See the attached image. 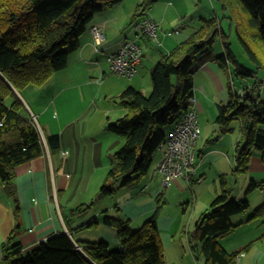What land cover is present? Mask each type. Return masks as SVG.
Returning a JSON list of instances; mask_svg holds the SVG:
<instances>
[{"label": "crops", "instance_id": "crops-1", "mask_svg": "<svg viewBox=\"0 0 264 264\" xmlns=\"http://www.w3.org/2000/svg\"><path fill=\"white\" fill-rule=\"evenodd\" d=\"M142 1L133 3V8L127 9V0H124L97 13L82 36L79 49L69 56V64L65 69L56 72L41 86L31 85L21 93L16 91L32 119L36 117L45 152L15 168V197L8 194L6 185L0 179V264H6L4 244L14 230V242L21 244L23 255L32 252L49 236L61 232L67 233L74 242L103 240L109 243L110 249H120L118 230L103 221L106 215L129 222L133 230L157 215L166 264H169L167 253L172 256V260L176 258L174 264H207V257L196 235V224L208 212L217 195L227 190L231 198L250 202L249 211L231 216L234 228L229 234L234 231L237 233V228L264 218H253L254 211L264 204V187L247 192V186L252 180L264 182L261 152L259 157L256 156L259 151L253 152L249 169L243 172L241 191L233 196V188L229 187L231 181L228 178L238 172L236 153L243 142L239 144L240 141H235L234 135L227 134L240 129L242 135V124L239 119L227 125L216 121L220 107L228 104L230 92L234 90L232 82L227 80L231 77L232 81V74L228 69H221L207 54L197 56L193 63L196 108L198 116L201 115L203 119L196 144L197 176L178 177L169 187L163 188L161 177L156 179V172L148 174V171L141 177L145 178L142 184L138 183L140 178L126 187L115 186L117 189L112 196L100 197L97 194L92 203L89 200H82L80 204L70 201L71 192L77 184L74 181L77 180L74 177L75 171L81 170L83 175L91 173L88 180L97 182L99 187L117 163L115 154L123 147L125 139L108 131L107 125L127 113L119 96L130 86L142 90L146 95L150 94L152 68L165 54L185 40L180 42L182 37H171L170 31H163L160 48L157 50L148 38L141 37L140 41L144 42V45L140 44L144 60L138 73L132 78L116 74L110 57L118 53L127 39L136 37L137 31L132 27V20ZM168 10L166 7L162 16L154 11L155 16L151 17L160 25L168 16ZM175 11L178 12L177 9ZM95 24L104 27L105 40L101 45L95 42L91 33ZM175 32L179 33V30ZM260 89L257 88L258 91ZM251 90L258 93L252 87ZM53 97L55 100L50 103ZM81 122H84L86 140L80 139L78 124ZM174 124L166 128L167 134ZM51 134L60 135V146L49 145L47 138ZM115 136L123 138L124 143L120 144V139ZM160 152L161 159L164 149H160ZM89 164L93 165L91 171L84 169ZM212 172L215 173L213 187L207 181ZM199 173L205 177L203 181H199ZM80 185L87 186L88 183ZM68 192L70 194L65 198ZM248 194H252V197L249 198ZM259 198L262 199L261 204H255ZM171 201H176V204ZM172 203L178 206L173 214L160 212V206ZM81 204L88 205V209L81 214L75 213ZM96 219L97 222L90 226L89 223ZM263 231L264 228L259 232ZM256 232L252 229L247 231L249 238L257 235ZM218 242L229 254L235 255V264H264V246H261L262 249L253 246L246 248L242 241L240 245L226 248L220 238ZM177 245H181V252L174 251ZM196 252L200 254L198 258Z\"/></svg>", "mask_w": 264, "mask_h": 264}, {"label": "trees", "instance_id": "trees-1", "mask_svg": "<svg viewBox=\"0 0 264 264\" xmlns=\"http://www.w3.org/2000/svg\"><path fill=\"white\" fill-rule=\"evenodd\" d=\"M123 1L0 0V179L12 197L16 195L15 168L45 152L40 130L16 91L41 86L65 69L94 16ZM155 1L143 0L133 15L132 27L138 41L144 36L152 41L143 24L150 18L147 12ZM218 1L224 16L236 24L240 44L257 70L239 64L226 40L221 54L209 53L220 26L215 18H203L198 29L154 65L150 94L130 86L119 96L127 113L110 122L107 130L122 136L125 143L115 154L117 163L107 173L100 197L112 196L117 188L129 186L148 173L156 153L164 148L166 128L182 118L190 98L195 96L193 63L197 56L209 55L223 70L233 62L237 77H254L264 68V55L259 52V48L264 51V0ZM253 83L256 85V81ZM230 94V101L220 107L216 121L222 125L235 119L241 121L243 145L237 148V171L246 172L253 152H261L264 162V99L252 90L244 94L233 90ZM47 140L50 146H60L59 134H51ZM259 187H264V182L252 180L247 192ZM88 207L81 204L74 212L81 214ZM250 209L248 200L237 201L227 190L215 197L196 224L207 264H235V255L229 254L218 239L233 230L231 216ZM261 216L264 204L253 213V218ZM103 221L117 228L120 249H110L103 240L74 242L61 232L23 255L21 244L14 242V230L4 244L6 264H166L157 215L135 230L129 222L108 215ZM96 222L97 219L89 225Z\"/></svg>", "mask_w": 264, "mask_h": 264}, {"label": "rangeland", "instance_id": "rangeland-1", "mask_svg": "<svg viewBox=\"0 0 264 264\" xmlns=\"http://www.w3.org/2000/svg\"><path fill=\"white\" fill-rule=\"evenodd\" d=\"M139 0H127L126 6L127 9H132L133 8V3L138 2ZM155 6L153 7V9H149L147 14L148 17L152 18L155 15L153 14L154 11H156L158 13V15L162 16L164 14V11L166 9V7L169 8L168 10V16L165 17V19L162 21V23L160 24L159 28H160V33H159V39L161 40L163 37V34L161 35V32L163 31H170L171 32V37H182L179 41L181 42L182 40L188 38L192 33V31H194L195 29H198L201 25V21L203 18H215L217 19L219 26H220V31L219 34L216 37V42L213 45V49L211 48L209 51V53H213L214 55H218L221 54L223 52V40H226L229 42V50L232 53V56L234 57V59L241 64L242 66H244L245 68L248 69H256V65L250 60V58L248 57L247 53L244 51L242 45L240 44V41L238 39V34H237V27L236 24L234 23V21H232L230 18L225 17L224 16V10L222 8L221 3L218 0H158L155 4ZM156 9V10H155ZM178 10V12H176L175 10ZM204 14V15H203ZM152 16V17H151ZM178 29L179 33H176L175 30ZM130 39H136L138 41V37L136 36L135 38H130ZM152 42L153 47H156V49L158 50V48H160L159 45H157V43ZM138 43L142 45H144L143 41H138ZM259 52L261 54L264 55V51L262 50V48H259ZM144 60V59H143ZM145 63L147 62V59L144 61ZM234 66L235 64L232 62L230 69H228V71L230 72V74H232V81H231V77H229L227 80L231 83L232 82V88L235 91L239 90L243 93L247 90L246 87H248V89H250V87H260L261 89L260 91H258V94L261 95V98L264 99V68H261L257 71V74L254 77H237L235 75L234 72ZM140 69V67H139ZM138 69V70H139ZM224 74V72H223ZM234 81V82H233ZM254 81H256V85L255 83H253ZM263 86V88H262ZM256 90V89H254ZM55 97H53L50 100V103L54 102ZM201 115L199 116V122H200V127L202 128L203 125V119ZM79 126V135H80V139L81 140H86L87 136H86V131L83 130V126H84V122H81L80 124H78ZM234 133L232 134H227V135H234V139L235 141L238 139V141H240L239 144H242L243 139H242V135L240 133V129H236L235 131H233ZM120 136V135H118ZM117 137V136H115ZM122 137V136H120ZM226 137H230V136H226ZM117 139H120L117 137ZM123 138H121L120 140V144L124 143V141L122 140ZM234 150V149H233ZM162 151V150H161ZM260 152H256V156L259 157ZM161 157V152L160 150L156 153L153 163L150 167V173H154L156 172L157 169V163H159ZM235 167V166H234ZM85 170H92L93 169V165L89 164L84 166ZM156 179H158V177L160 178V174H158L156 172ZM198 174V172H197ZM235 174V173H234ZM232 174L228 180L231 181L229 183V187L233 188V196H235L236 194L239 193V191H241V186H242V182H243V172H237L235 175ZM92 174H84L83 175V171L79 170V171H75L74 172V177L78 180L76 181V186L73 188V191L71 192L70 195V201L72 203L75 204H80L83 201L89 200L90 203H92L91 201L96 200L97 198V194L100 190V187L102 185H99V187H97V182L95 183V181H89L88 177H90ZM96 175H99V173H97ZM197 176V175H196ZM215 176V173L212 172L209 177L208 180L209 183L212 184L211 187H213V178ZM199 177H201L200 181H203L205 179L204 176H201L199 173ZM145 178H141L138 183L143 182ZM159 182V180H158ZM85 183L88 185L87 186H79V184ZM197 183V182H196ZM99 184V183H98ZM101 184V181H100ZM158 185V184H157ZM160 185V184H159ZM248 188V186H247ZM246 190V187H245ZM261 193V192H258ZM69 192L67 195H65V198H67L69 196ZM249 198L252 197V194H248ZM113 199V198H112ZM262 199L259 198L257 201H255V204H259ZM174 202L176 204V201H171ZM174 203L172 204H166V205H162V207L160 206L159 210L160 212H166L167 214H173L175 210L178 209V206H176ZM261 204V203H260ZM183 211V209H180ZM189 215V214H188ZM157 220H159V216H157ZM186 221H188V219H185ZM264 226V218L263 219H259L257 220V222H254L251 225H245V226H241L238 229L237 233L232 232L231 234H228L226 236H223L220 238V241L222 243V245H224L226 248H233V245H240L241 243H243L244 245H246L245 247H249V246H253V248H261V246H264V237H263V232H259L262 230V228ZM258 231L256 232L257 235H253L252 239L249 238V235L247 233V231ZM84 231V230H83ZM180 234H178V238H180ZM263 237V238H262ZM249 238V239H248ZM248 240V241H247ZM243 241V242H242ZM247 241V242H245ZM249 244V245H248ZM174 251L177 252H181L182 248L181 245H177L174 248ZM197 258L200 256L199 252H196L195 255ZM176 259V258H175ZM175 259L172 260V256H170L169 253H167V257L166 260L169 264H174Z\"/></svg>", "mask_w": 264, "mask_h": 264}, {"label": "built area", "instance_id": "built-area-1", "mask_svg": "<svg viewBox=\"0 0 264 264\" xmlns=\"http://www.w3.org/2000/svg\"><path fill=\"white\" fill-rule=\"evenodd\" d=\"M140 27L142 28V26ZM143 28L153 42L158 45L161 44L159 26L152 18L145 19ZM91 33L98 45L104 42L105 35L102 25L95 24L91 28ZM142 60V49L138 41L134 39L126 40L118 53L110 57L113 71L120 76L128 78L138 73ZM260 87L252 88L257 90ZM246 88L247 90H251V87L250 89ZM245 92H241V94ZM196 103V97H191L188 110L174 124L164 142V154L156 169V172L160 174V184L163 188L169 187L178 177L186 176L191 178L197 175L196 144L200 137L201 127ZM33 121L35 124L37 123L36 117H33ZM200 180L201 178H199Z\"/></svg>", "mask_w": 264, "mask_h": 264}]
</instances>
